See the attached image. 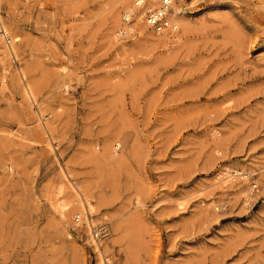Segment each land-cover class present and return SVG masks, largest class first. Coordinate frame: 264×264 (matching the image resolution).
Returning a JSON list of instances; mask_svg holds the SVG:
<instances>
[{"label": "rangeland", "instance_id": "obj_1", "mask_svg": "<svg viewBox=\"0 0 264 264\" xmlns=\"http://www.w3.org/2000/svg\"><path fill=\"white\" fill-rule=\"evenodd\" d=\"M115 2L0 0V264H264V0L161 47Z\"/></svg>", "mask_w": 264, "mask_h": 264}, {"label": "bare ground", "instance_id": "obj_2", "mask_svg": "<svg viewBox=\"0 0 264 264\" xmlns=\"http://www.w3.org/2000/svg\"><path fill=\"white\" fill-rule=\"evenodd\" d=\"M143 1H144V4L139 5V4H136V0L134 1V4H132L133 3L132 0H116V2H115L116 3V8L114 7L115 9L113 10V15H112V17H113V26L111 28L112 29V32H110V34H111V36L113 38H115V36H114L115 30H117V31L120 30L119 32L121 33V29H116L118 27V25L121 24L120 23L121 21L119 22V13H120L119 11H120L121 8H125V12H124V14L122 16L123 26L128 23V21H129V15L132 14V12H133L134 15H135V19H137V25L139 26L140 31H143L144 32L146 30L147 26H148L147 23H146V20H145V11H146L145 8L146 9H149V8L159 7V5L161 4V2H163L164 0H143ZM167 1L168 2H171L170 3V5H171V12L169 14L171 26L165 28L164 30H162L160 32H156L155 31L156 34H153V33L150 34L149 33V35L146 36L143 39L144 41L148 42L149 44L157 45V46H160V47L161 46H166L169 43V41L171 43H173V44H181L182 39H183V36L186 35L187 32H189L192 29H194L196 27L197 23H198V21H197V23H196V21H192V19H190L187 16V14H185L186 13L185 10H183L182 8H179L178 7L177 0H175V1L174 0H167ZM173 4H174V6H173ZM203 23H204V21H203ZM7 38H8L7 29H6V27L4 25H1V30H0V44H1V41H5V40L7 41ZM17 38L18 37L15 36L14 37V40L16 41ZM10 42H11V40H10ZM23 89H24V92L27 95H29L30 97L33 98V96H32L33 94L31 92V89L29 88V85L23 86ZM117 144L119 145V143H117ZM237 173H240V171L238 170L236 172H233L232 174L233 175H236ZM250 173L251 172H249V174ZM240 175H241V173H240ZM247 175L248 174H244L243 177H245ZM227 178L228 177L223 178L224 181H226L225 184H227L228 182H230L229 179H227ZM245 182H247V181L245 180V181H243V182L241 181L239 183V188H240V190L242 192H244L245 190L246 191L249 190V186H244L245 185ZM246 185H247V183H246ZM74 189L76 190L77 196L75 198H77L76 200H77L78 204H79V201H80V203H83L84 204V207H83L84 208V211H83V213H85V214H83V215H85L86 218H87L86 227L87 228H91L94 225V223L92 221L94 219V218H92L94 216L92 214V207L93 208L97 207L96 202H93L92 198L89 197V195L87 194V192L86 193L85 192L84 193H81L78 188H74ZM240 190H239V192H240ZM84 194L87 195V197L90 200V202H88V200L85 199L86 196ZM247 196H248V193H247ZM70 204H71V201H68L66 203H62L58 207V209L61 211L62 214H66L65 212H67V210H70V208H71V205ZM76 207L79 210V205H76ZM71 212H73V211L71 210ZM83 215H82V213L80 214V212H79V214H75L76 220L78 222H80L81 218L84 219ZM95 225L98 228H100V226H98V224L95 223ZM105 228H106V225L103 226L100 229L103 230V232H105ZM94 244H95V249L98 251L99 255H103V252H104L103 249H102L103 244L102 243H99L98 241L94 242Z\"/></svg>", "mask_w": 264, "mask_h": 264}, {"label": "built area", "instance_id": "obj_3", "mask_svg": "<svg viewBox=\"0 0 264 264\" xmlns=\"http://www.w3.org/2000/svg\"><path fill=\"white\" fill-rule=\"evenodd\" d=\"M171 2L164 0L159 7L149 8L146 11V21L148 25L156 32H160L165 28L171 26L169 14L171 12ZM136 4H144L143 0H136ZM93 235L97 237L99 232L95 229Z\"/></svg>", "mask_w": 264, "mask_h": 264}]
</instances>
